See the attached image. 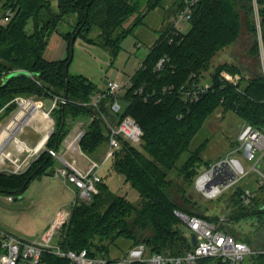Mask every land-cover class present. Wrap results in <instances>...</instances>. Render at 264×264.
Listing matches in <instances>:
<instances>
[{
    "label": "trees",
    "instance_id": "trees-1",
    "mask_svg": "<svg viewBox=\"0 0 264 264\" xmlns=\"http://www.w3.org/2000/svg\"><path fill=\"white\" fill-rule=\"evenodd\" d=\"M56 1L55 12L51 0H0L2 15L8 9L14 12L7 27L0 29V122L16 110L15 99L18 97L43 101L61 99L67 89L68 103L58 104V108L50 113L54 130L46 141V148L59 150L72 127L77 122H84L86 133L80 141V149L91 159L92 154L107 144L101 121H90L93 115L101 113L111 117L113 123L130 116L143 131L140 146L123 143L111 160V169L138 192L139 202L133 204L112 193L102 179L92 200L89 203L80 201L73 208L69 223L61 229V245L77 253L86 250L90 257L103 255L110 258L116 252L119 259L140 244L144 245L147 255L183 256L193 245L179 230L181 222L176 215L179 208L171 193L169 172L176 169L181 155L189 151L192 140L217 108L234 113L247 128L264 132V74L257 71L248 79L241 77L233 85L222 82L221 73L226 70L235 74L238 70L211 65L212 58L220 50L240 37L243 25L253 37L251 51L260 59L251 0H198L186 33L171 35L169 24L160 32L158 40L131 77L132 89L123 96L121 101L126 104L118 115L110 114L112 100L108 96L101 100L98 110L81 105L89 103L91 96L104 93V90H99L85 77L65 73L72 59L74 41L80 38L88 45L108 50L115 58L121 51L122 41L144 24L147 15L163 9L169 10L173 18L182 8L180 0ZM257 1L264 43V0ZM167 3L171 7H167ZM68 16L74 18L71 31L60 33L67 57L47 61L43 55L48 41L54 33L58 34V27ZM129 19L131 22L126 25ZM28 24L32 27L30 33L26 31ZM94 30L96 36L91 37ZM160 59L165 61L161 70L156 71ZM17 71L27 75L12 77L4 83L6 76ZM206 78L211 84L209 92L198 102L185 103L179 89L190 90ZM170 87L172 92L162 93L163 88ZM140 88L143 97L134 96L133 91ZM204 146L203 143L191 151L178 168L184 181L192 187L200 173L202 162L198 155ZM55 162L43 152L23 174H0V194L20 196L40 174L47 172L49 177L56 167ZM204 166L208 168L210 163L206 162ZM244 189L236 186L228 192L226 221L221 229L247 244L237 236V231L226 225L231 220L264 214V209H260L264 201H257L253 208L249 206L254 197L250 205L241 204L240 195ZM179 190L183 200L192 207L196 205L189 195L185 196L184 188ZM182 212L218 221V217H207L191 209L184 208ZM257 260L264 264V256ZM43 261L45 264H69L52 255L43 256ZM206 263L209 261L200 264Z\"/></svg>",
    "mask_w": 264,
    "mask_h": 264
},
{
    "label": "built area",
    "instance_id": "built-area-1",
    "mask_svg": "<svg viewBox=\"0 0 264 264\" xmlns=\"http://www.w3.org/2000/svg\"><path fill=\"white\" fill-rule=\"evenodd\" d=\"M198 0H180L182 8L172 18L171 35L183 33L185 26L189 25L192 11ZM253 19L255 23V31L258 40L261 68L264 71V43H262V29L259 17V3L257 0H251ZM14 12L10 9L0 16V29L6 27ZM138 47V46H137ZM165 59H160L155 69L161 70ZM264 74V73H262ZM222 82L236 85L240 80L237 75L229 72L221 74ZM211 88L209 82L202 81L199 85L186 90L179 89L178 93L185 103H195L206 95ZM132 89V83L129 80L126 84L120 85L117 82H108L104 93L91 96L89 103H82V106H92L99 109L98 105L104 97L108 96L112 102L109 106L110 114L118 115L122 106L120 101L123 96ZM142 88L133 91L134 96H142ZM172 87L162 89V93L172 92ZM144 98H147L144 97ZM31 98L18 97L15 99L17 104L16 110L11 114L9 120L0 128V174L3 175H20L23 174L31 164L43 153L47 152L55 159L60 166L55 167L54 171L48 177L49 182L56 180L69 184L73 188L74 200L69 209L61 210L57 213L54 221L48 227L46 232L40 237L31 241L20 239L0 227V264H45L43 256L52 255L56 258L67 261L69 264H135L145 262L147 264H200L209 261L206 264H247L246 258H256L264 256V247L252 249L244 242L236 240L233 236L225 233L221 229V225L226 221L225 216L218 217L217 222L209 221L197 216H190L181 212H176L180 222L187 226L191 234L196 237V244L193 248L179 257L161 256L159 254L147 255L144 245L140 244L129 249L124 256L114 261L111 258L100 255L98 257H90L86 250L77 253L69 249H64L61 245L62 235L61 229L67 225L71 219V214L75 205L82 201L89 203L93 196L98 193L97 184L102 181L99 175V169L102 164H98L95 160L86 157L80 149V141L86 133L84 122H77L61 143L59 150L48 149L45 144L41 149L32 155L24 150H17L18 153L25 152L26 157H20L7 151L10 144L15 143L16 133L20 130L21 124L31 117L32 111L37 110L46 113L50 117V113L58 104L66 105L67 99H50L49 107H46L44 101H39L32 106L30 113L21 117V113ZM50 119V118H49ZM94 119L101 121L104 127V134L107 138V148L103 156V163L111 162L115 153L120 151L123 143H129L140 146L143 138V131L138 123L130 116H124L118 122L113 123L112 118L103 113L93 115L90 121ZM51 130L48 136L53 133L54 125L50 124ZM49 137H47L48 139ZM46 139V141H47ZM241 148L248 152L251 157L256 152H261V156L255 161L253 171L257 172V183L259 187L264 186V172L258 168L262 165L264 159V132L262 130L247 128L240 136ZM84 159V164L81 163ZM230 157L218 160L203 172L199 173L194 180V191L206 200H214L222 194L235 188L246 176L239 175L231 169ZM216 186L219 193L211 195L209 190ZM202 189V190H201ZM254 193L245 188L240 195L241 204L250 205ZM8 201L12 200L11 196L6 197ZM255 264V263H253Z\"/></svg>",
    "mask_w": 264,
    "mask_h": 264
},
{
    "label": "rangeland",
    "instance_id": "rangeland-1",
    "mask_svg": "<svg viewBox=\"0 0 264 264\" xmlns=\"http://www.w3.org/2000/svg\"><path fill=\"white\" fill-rule=\"evenodd\" d=\"M169 3H167V7H171ZM51 4L53 10L56 12L57 1L51 0ZM1 15L2 11L0 10ZM171 15L172 13L169 10L163 9H157L147 15L144 24L122 41L121 51L115 58L111 56L108 50L99 46L88 45L82 39L77 38L72 45V59L68 66V74L87 78L99 90H105L108 82L115 81L120 85L126 84L141 66L148 51L158 40L160 32L164 31L170 24L172 20ZM73 22L74 18L71 16L64 19V22L58 27V34L54 33L50 37L47 49L55 47V40H61L60 33L71 31L70 26L73 25ZM130 22L131 19L125 24L127 25ZM31 28V24H28L26 28L27 33H30ZM188 29L189 26H185L183 33H186ZM90 34L91 37H95L96 31L94 30ZM252 45L253 37L250 35L247 26L243 25L240 37L231 45L220 50L212 58L211 65L216 68L227 66L230 70L234 68L238 72L233 75H237L239 79L241 77L248 79L257 71L264 73L261 68L260 59L258 60L256 55L251 51ZM66 57L67 53L65 52L64 58ZM224 72L228 71L224 70ZM204 81L208 82L207 78ZM39 101L42 102L43 100L31 98L30 103L25 106L20 118L23 115L27 116L32 110V106ZM120 103L122 107L126 104L123 101H120ZM40 112V110H35V113ZM9 118L5 117L1 120L0 128L4 126ZM49 118L50 124L53 123L54 125V120L51 116ZM21 120L20 122H22ZM20 122V130L16 133V136L21 141L32 139L34 143L37 136L33 133L35 131L32 125L42 127L44 122L37 121L29 125L21 124ZM246 129L247 126L234 113L229 111L224 112L221 108H217L208 116L201 130L192 140L189 151L181 155L176 164V169L168 174V179L172 181L171 193L180 210H177L178 212L183 213L184 208L191 209L207 217H222L227 213L228 192L214 200H206L194 191L189 182L184 181L182 174L178 170L185 163L189 153L203 143L205 146L198 155L202 162L199 166L200 173L206 169L204 166L206 162L212 164L227 156L231 160L243 158L244 164L242 165L244 172H247V176L237 186L248 188L254 193V202L249 207L253 208L257 201L258 203L264 201V189H259L257 183L258 174L253 171L255 161L262 153L256 152L251 157L245 156V150L241 148L240 136ZM106 148L107 145L104 144L95 154L90 156L98 164H102L99 169V175L103 177L104 182L112 193L125 197L133 204H137L139 202L138 192L128 183L124 182L123 176L113 172L110 161L103 163ZM15 150V147L7 148V151L18 154L22 158L27 156L25 152L18 153ZM261 162L262 165L258 169L264 172V159ZM55 166H60V164L55 162ZM181 188H184L185 196L189 195L193 202H196V205L192 207L191 203H187L181 198L183 196V193L179 190ZM72 189L71 185L59 180L53 183L49 182L48 174L45 172L37 176L20 196H12L11 201H8L4 194H0V227L26 241L40 237L54 221L58 212L70 208L74 200V190ZM14 198H17V200L13 201ZM260 209H264V203L261 204ZM226 225L230 230L237 231V236L243 238L250 248L258 249L264 247V214L231 220ZM179 230L184 237L187 239L191 238L192 234L190 230L183 223H180ZM115 253L110 255L113 261L117 259ZM245 262L247 264L260 263L256 258H246Z\"/></svg>",
    "mask_w": 264,
    "mask_h": 264
},
{
    "label": "crops",
    "instance_id": "crops-1",
    "mask_svg": "<svg viewBox=\"0 0 264 264\" xmlns=\"http://www.w3.org/2000/svg\"><path fill=\"white\" fill-rule=\"evenodd\" d=\"M54 46H55L54 48L49 47V49H47L46 47V50L43 55L45 60L53 62V61H59V60L64 59L65 52H66V45L64 41L62 39L55 40ZM37 121H43L44 124L42 127L32 125L33 130L36 132V133L35 132L33 133L35 136H37L34 143L32 139L21 141V139L16 137L15 143L10 144L8 148L15 147L16 149L15 151H17L18 149L20 151L24 150L26 153H29V155H32L35 152H37L39 149H41L46 142V139L50 133L51 127H50L49 117L46 115V113H42V112L35 113L34 110L32 111L31 117L26 120L25 125H29L32 122H37ZM31 143L33 144L31 145ZM245 156L250 157L247 151H245ZM235 161H238L239 164L243 168V165H242L244 164L243 158L240 160H235ZM83 162H85L84 159L83 160L81 159V163Z\"/></svg>",
    "mask_w": 264,
    "mask_h": 264
},
{
    "label": "water",
    "instance_id": "water-1",
    "mask_svg": "<svg viewBox=\"0 0 264 264\" xmlns=\"http://www.w3.org/2000/svg\"><path fill=\"white\" fill-rule=\"evenodd\" d=\"M67 71H68V66H67L66 69H65V73H66V74H67ZM25 75H27V74H26L25 72H23V71L13 72V73H11V74H9L8 76L5 77V79H4V83H5L8 79H10V78H12V77H20V76H25ZM66 81H67V83H68V79H67ZM67 97H68V90L66 89V91H65V93H64V95H63V99H67ZM49 103H50L49 100H45V101H44V104H45L46 107H49ZM48 137H49V136H48ZM16 200H17V198H14V199H13V201H16ZM190 241H191V244L194 246V245L196 244V237H195L194 235H192L191 238H190Z\"/></svg>",
    "mask_w": 264,
    "mask_h": 264
},
{
    "label": "clouds",
    "instance_id": "clouds-1",
    "mask_svg": "<svg viewBox=\"0 0 264 264\" xmlns=\"http://www.w3.org/2000/svg\"><path fill=\"white\" fill-rule=\"evenodd\" d=\"M230 167L232 170H234L235 172H237L239 175H244V169L242 168V166L239 164L238 161H231L230 162ZM202 190V189H201ZM211 195H216L219 193V188H217L216 186H213V188L211 190H209Z\"/></svg>",
    "mask_w": 264,
    "mask_h": 264
},
{
    "label": "bare ground",
    "instance_id": "bare-ground-1",
    "mask_svg": "<svg viewBox=\"0 0 264 264\" xmlns=\"http://www.w3.org/2000/svg\"><path fill=\"white\" fill-rule=\"evenodd\" d=\"M48 137V136H47Z\"/></svg>",
    "mask_w": 264,
    "mask_h": 264
}]
</instances>
